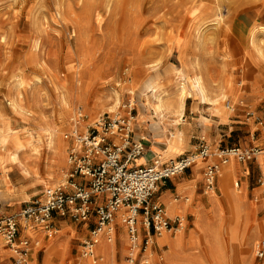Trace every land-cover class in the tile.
Instances as JSON below:
<instances>
[{
  "label": "rangeland",
  "instance_id": "rangeland-1",
  "mask_svg": "<svg viewBox=\"0 0 264 264\" xmlns=\"http://www.w3.org/2000/svg\"><path fill=\"white\" fill-rule=\"evenodd\" d=\"M57 1L59 2L0 0V129L10 128L20 139L22 146L17 150L18 158L28 169L26 175L16 162L9 163L0 159V217L18 215L24 205L35 199H42L47 189L60 186L71 192L74 185H84L85 177L79 174L68 177L71 170L67 154L69 147L74 144V137L84 133L101 115L127 116L130 110L133 116L132 130L136 128L134 121L138 120V115H146L151 122L153 111L140 105L138 96V92L146 90L145 80L149 76L170 89L176 81L177 69L188 61H193L196 53L203 64L204 78L210 77L216 86L225 85L222 89L225 100L221 105L226 101L229 103V109L226 110L231 115L230 120L242 118L241 122L235 124L239 128L232 132L234 140L227 146H239V140L249 141L252 138L254 144L245 147H264V142L258 141L259 134L264 135V130L258 123V120L264 122V58L254 54L248 39L253 26H264V0H217L216 11L220 23L209 26V29L207 27L202 32L198 45L187 37L185 23L194 20L192 18L195 12L198 13L202 5L215 7V0ZM58 3L59 7L56 8ZM54 9L59 11V17ZM243 20L244 27L241 26ZM258 37L264 48V34ZM153 62L157 64L154 71L147 66ZM190 75L191 72L186 75L188 88L182 95L183 104L184 100L186 103L197 102L200 109L213 113L199 101L191 89ZM16 78L24 82L19 91L14 85ZM124 88H132L133 93L125 92ZM62 89L63 92H60ZM113 90L119 96L118 107H115V112L109 113L108 106L113 105L110 94ZM59 93L65 94L68 105L59 103ZM12 97L20 99L23 110L12 107ZM181 111L182 109L177 113L179 125ZM48 124L58 127V140L62 144L61 154L64 157L60 154L53 155L44 145L41 130ZM37 134H41L43 145L39 144L33 152L29 141ZM1 144L4 145L0 137ZM232 181L234 184L237 182L235 191L243 193L244 201L250 204L245 212L250 222L244 223L246 233L240 238L242 242L248 241L245 244L250 250L243 256L240 264H263L264 258L257 257L254 250L258 242L264 239V177L260 174L253 178L249 176L245 186L237 178ZM156 190L157 187L151 196L154 202H157L154 199ZM101 198L102 196L92 197V201L100 202ZM119 211L120 209L113 215L112 231L107 229L110 223L102 227L103 230L106 228L102 242L111 245L112 250L107 253L96 250L93 260L96 261L95 264H164L161 257L168 251V247L155 242L156 236H160L161 232H168L171 238L179 226H183L182 234L186 236L193 227L190 217H184V221L170 219L165 214L169 219L170 229L157 233L152 227L147 229L142 225V216L138 213L137 237L141 244L137 249L129 243L122 222L125 214L120 212L117 222L114 218ZM18 218L15 239L28 241L29 250L24 264H42L47 251H50L49 264H93L86 260L89 254L86 255L84 241L97 226L94 210L90 211L86 220H74L67 213L61 215L53 211L48 230L38 223ZM54 219L65 220L67 230L56 231ZM223 226L228 233L224 222ZM19 228H26L31 237H20ZM240 230L239 223L238 235ZM252 230L259 233L254 247L253 241H250L254 236V233H250ZM146 239L147 243L144 244ZM50 242L53 244L52 249ZM35 243L39 245L32 251L31 247ZM217 244L223 263L226 264L227 260L228 264H237L232 251L225 255L224 249ZM0 250V264H14V255L1 236ZM210 253H205L208 264H216ZM144 259L149 261L143 263ZM169 264L193 263L172 261Z\"/></svg>",
  "mask_w": 264,
  "mask_h": 264
},
{
  "label": "built area",
  "instance_id": "built-area-1",
  "mask_svg": "<svg viewBox=\"0 0 264 264\" xmlns=\"http://www.w3.org/2000/svg\"><path fill=\"white\" fill-rule=\"evenodd\" d=\"M225 105L229 106V103L226 101ZM132 120L130 110L127 116L101 115L84 133L74 137V144L67 154L71 170L68 177L79 174L86 179L84 185H74L71 192L60 186L47 189L42 199L24 205L18 215L0 217V236L13 253L14 264H24L29 250L26 239H15L18 217L38 223L48 230L53 211L61 215L67 213L74 220H86L90 211L94 210L97 226L84 241L87 254L92 253L98 231L111 223L114 213L121 208V214H125L122 222L132 247L138 249L141 244L137 237L138 213L145 228L152 227L157 233L170 229L163 207L151 199L157 184L206 158L210 151L205 144H200L196 151L169 161L154 160L148 165H131L143 150L142 140L133 137ZM258 123L264 130V122L258 120ZM215 155L223 164L232 159L243 162L256 156L264 157V147L231 145L217 148ZM216 170L217 164L213 163L206 165L203 171L204 185L208 190L214 187ZM98 196H102L100 202H93L92 197ZM146 243L147 239L144 241ZM254 251L257 257L264 258V239L258 242Z\"/></svg>",
  "mask_w": 264,
  "mask_h": 264
},
{
  "label": "crops",
  "instance_id": "crops-1",
  "mask_svg": "<svg viewBox=\"0 0 264 264\" xmlns=\"http://www.w3.org/2000/svg\"><path fill=\"white\" fill-rule=\"evenodd\" d=\"M241 22V26L244 27V20ZM212 114L214 113L200 109L197 102L190 101L186 103L184 100L180 118V125L183 130L182 143L178 145H172L169 143L167 138L168 132H166V129L153 128L146 115H138V120L136 121L135 119L134 121V126H136V128L134 127L133 137L142 140L143 150L142 153L132 161V165H148L154 160H158L159 162L169 161L180 155L196 151L200 144H205L210 151L206 158L198 160L195 164L189 166L181 173L168 178L164 182H160L154 194V199L162 205L168 218H178L185 221L184 217H190L193 224V227H191L185 234L186 236L183 235L181 237L182 241L180 240L181 243L179 242L181 247L177 245V247H175L176 249L169 250L167 245L169 254L172 255L174 263L181 262V260L183 262L189 260L190 262L193 261L190 252L194 250L199 251L200 249L197 254H200L203 261L199 264H208L205 258V253L209 251L208 241L215 236L218 239L221 249H224L225 255H227V253L229 254L231 251V240L229 238L230 232H226L222 222L223 217L220 213L227 216L226 214L231 213V203H233L236 208L238 206L237 210L241 213H239V220L237 219L238 223L241 224L239 238H242L246 233L244 223L248 224L250 222L245 213L246 209L250 208V204L244 201L243 193L240 194L235 192L234 189L237 187V182H235L234 186H236L234 187L232 185V180L233 178H237L240 181V184L245 186V184H248L249 176L253 178L255 175L260 174L261 177H264L263 168H261V164L259 165L260 156H256L255 158L244 162H239L234 159L224 164L219 162L215 155V150L219 147L227 146V144H230L231 141L234 140L232 132L239 128L235 124L241 122L242 118L240 120H230V114H227L226 116ZM169 128L170 127H168V129ZM259 136L258 141L264 142V135L260 133ZM250 137H252L251 133ZM253 142L254 140L251 138L249 141L239 140L238 144L241 147H245L254 144ZM260 159L261 163L262 158L260 157ZM213 163L217 164L215 184L212 190H208L204 186L203 171L206 165ZM224 188L227 191V194L223 191ZM218 207H221L220 209L222 211L220 210L219 212ZM122 211L123 209H120V211L116 213L114 217L116 222ZM215 212L217 215L214 214ZM53 226L56 231L61 232L67 230L65 220L54 219ZM250 233H254V236L250 240H254L259 236V233L256 230H252ZM214 234L215 236H213ZM19 236L31 237L26 228H19ZM156 237L155 242L161 238V235ZM169 239L173 240L174 237ZM205 239L208 240L206 241ZM51 243L52 242H50V244ZM52 246L53 244H51V247ZM109 246L103 243L102 246L97 247L96 250L98 252L107 253V251L112 250V246ZM33 248L34 247L32 246V249ZM187 253L190 256L189 258ZM226 264H228L227 260Z\"/></svg>",
  "mask_w": 264,
  "mask_h": 264
},
{
  "label": "bare ground",
  "instance_id": "bare-ground-1",
  "mask_svg": "<svg viewBox=\"0 0 264 264\" xmlns=\"http://www.w3.org/2000/svg\"><path fill=\"white\" fill-rule=\"evenodd\" d=\"M56 2H59L56 0ZM55 2V3H56ZM200 3V2H199ZM212 3V2H211ZM215 7L212 5H208V4H204L202 5V7H200L201 9H199V12H195V16L192 18L194 19L192 20H188L185 24H187V26L185 27V31L186 33L188 32V36L190 38V40L194 42H196V44L198 45V43L201 41L200 38L202 37V32L207 29H209V26H217V24H219V16H218V12L217 7H218V1L215 0ZM201 5V4H198ZM197 6V5H196ZM242 6V5H241ZM40 7V6H39ZM56 8L59 7V3L56 4L55 6ZM54 7V8H55ZM40 10V9H39ZM55 11V9H54ZM62 11V10H61ZM194 11V10H193ZM197 11V8L196 10ZM57 17L60 16L59 11H55ZM212 13V14H211ZM190 19V18H189ZM40 21V20H39ZM33 22V20H32ZM257 26H253L252 29L250 30V36H249V44L251 46V49L253 50L254 54L257 57L260 58H264V48L262 46V40L259 39L258 36L264 34V26L256 24ZM214 28V27H213ZM36 29V28H35ZM209 31V30H207ZM206 31V33H208ZM207 35V34H206ZM207 38V37H206ZM210 39V38H209ZM208 39V40H209ZM229 41V40H228ZM34 42V41H33ZM37 43V42H36ZM186 43V42H185ZM190 43V42H189ZM187 44V43H186ZM232 45V44H231ZM184 46V44H183ZM186 46V45H185ZM31 47V46H30ZM37 48V47H36ZM34 49V48H33ZM198 49V47H197ZM201 49V48H200ZM204 49V48H203ZM31 52V51H30ZM182 52V51H181ZM184 53V52H183ZM182 54H180L181 56ZM184 56V55H183ZM199 56V55H198ZM201 59H198L197 57V53H196V57H194L193 61H188L187 64H183L182 67L179 69H177V71L175 72V76H176V81L173 84V86L170 89H167L166 87H164L163 85L161 86V84H159L158 82H156L154 79H151L149 76L147 77V79L145 80V91H140V93L138 92V96L140 98V105L150 109L153 111V115L151 114V126L153 128H157V127H162L164 129H166V132H168L167 134V138L169 143H171L172 145L176 144H181V140H182V133L183 130L181 129V126L179 125L178 121V115L177 113L182 109L183 107V102H182V95L184 94V92L186 91L187 87V79H186V75L188 74V72H191L192 75H190V87L193 90V92H195L196 97L199 98V101L204 103V105L206 106L207 109L211 110L215 115H220V116H226L228 114V110L229 106H226L225 104L221 105V102L223 100H225V95H224V91L223 89V85L222 86H216L215 82L212 81V79L210 77L208 78H204V71H203V64L200 61ZM158 63V62H157ZM204 63V62H203ZM40 65V64H39ZM156 62L154 63H148L147 66L150 68V70H153L157 67L156 66ZM156 66V67H155ZM205 66V65H204ZM207 66V65H206ZM155 67V68H154ZM206 70V69H204ZM245 70V69H244ZM246 73V72H245ZM248 73V72H247ZM210 74V73H209ZM249 74V73H248ZM249 76V75H247ZM39 79V78H38ZM37 79V80H38ZM157 79V78H156ZM189 79V78H188ZM175 80V79H174ZM16 90L19 88L20 86H22L24 84L23 80L20 78H16V81L14 82ZM29 84V83H28ZM13 85V86H14ZM171 85V84H170ZM169 85V86H170ZM30 86V85H29ZM56 86V85H55ZM168 86V87H169ZM57 89V88H56ZM111 89V88H110ZM123 89V88H122ZM59 90V89H57ZM125 92L127 93H133V89L132 88H124ZM63 92V89L62 91ZM19 93V92H18ZM137 93V92H136ZM187 93V92H186ZM113 97V99L111 97H108V99H112L113 100V105H109L108 106V111L110 112H115L117 108V102H118V93L113 90L112 93H110ZM19 95V94H18ZM186 95V94H185ZM20 98V96H18ZM58 101L61 105H68L67 104V100L68 98H66L64 93H59L58 94ZM13 99V97H12ZM12 101V107H16L17 109H21L23 110L21 103H20V99H18L17 97H14ZM72 101V100H70ZM110 101V100H109ZM70 104V102H69ZM30 105V104H29ZM11 107V108H12ZM14 109V108H13ZM76 110V109H75ZM107 110V108H106ZM17 112V110H16ZM19 112V110H18ZM24 112V111H23ZM79 113V112H78ZM212 114V115H214ZM24 115V114H23ZM30 115V114H29ZM115 115V114H114ZM78 116V115H77ZM43 118V117H42ZM45 118V117H44ZM46 119V118H45ZM78 119V118H77ZM48 120V119H46ZM70 120V119H69ZM52 121V120H51ZM75 121V120H74ZM72 122V121H71ZM81 122V121H80ZM36 123V122H35ZM73 123V122H72ZM41 124V123H40ZM47 124V123H46ZM52 124V123H51ZM77 124V123H76ZM42 126V125H41ZM72 126V125H71ZM78 126V125H77ZM43 127V126H42ZM168 127H170L168 129ZM75 128V127H74ZM10 128L7 127H3L0 129V137H1V141L3 142L4 145H0V149L2 148V154H0V159H3L4 161H7L9 163L11 162H16L17 165L21 166L22 172L25 173L26 175L28 174V169L25 166V163L23 164L21 161H19L18 158V153L17 150L20 146H22V142L20 141V139L14 134V131L11 132L9 130ZM77 129V128H76ZM41 134H43L44 136V145L45 147L48 149V151H50L53 155L60 154L61 157L62 156V144L60 143V141L58 140V135H59V130L57 126H51L48 124L47 127L43 128L41 130ZM74 131V130H73ZM41 134H37L36 137H33L32 141H29V145L33 150H36L37 146L40 144L41 146L43 144H41ZM167 140V139H166ZM29 147V146H28ZM178 147V146H177ZM24 151V150H23ZM34 152V151H33ZM32 153V152H31ZM36 153V152H35ZM37 154V153H36ZM262 161L260 163V157H259V165L261 166V168H263L264 171V157H261ZM1 162V161H0ZM14 165V164H13ZM11 166V165H10ZM5 167V166H4ZM16 168V167H15ZM260 169V168H259ZM262 171V172H263ZM7 178V177H6ZM234 179V178H233ZM3 181V180H2ZM44 183V182H43ZM224 183V182H223ZM221 184V183H220ZM232 184L233 181H232ZM234 186V185H233ZM236 186V185H235ZM234 188V187H233ZM235 190V189H234ZM233 190V191H234ZM226 194L227 191L223 190ZM222 191V192H223ZM236 192V191H235ZM234 192V193H235ZM238 193V192H237ZM229 194V193H228ZM214 197V195H213ZM227 197V196H226ZM232 200V199H231ZM238 200V199H237ZM218 203V201H217ZM216 203V204H217ZM219 204V203H218ZM217 204V205H218ZM219 208V212H220V208ZM231 213L226 214L227 216H224L220 213V215L223 217L222 222H224V224L227 226V230L228 232H230V246H231V251H232V257L234 258V262L237 264H240L243 256L246 254V252H248L250 249L246 247L245 242L246 241H241L238 235V231H237V227H238V220L240 218L239 213L240 211H238V206L237 208L235 207V205L233 203H231ZM263 208H264V202H263ZM222 211V210H221ZM215 215L216 212L214 213ZM241 214V213H240ZM219 218V217H218ZM238 219V220H237ZM200 220V219H199ZM182 224V222H181ZM197 224V223H196ZM112 225L113 224H109L107 226L108 230L112 231ZM196 226V225H195ZM197 227V226H196ZM204 228L206 229V227L204 226ZM106 229V228H105ZM100 229L97 233L96 236V242L93 244L92 246V254H89L86 257L87 262H92L93 264H95L96 261L94 260V256H96V249L99 246H102L103 242H102V236L104 235L103 231L106 230ZM201 229V228H200ZM204 229V230H205ZM212 229V228H211ZM210 229V230H211ZM182 226H179L178 228H176L175 230V235L173 236L174 239L170 240L168 232H161V238H159L157 241L159 244H166L169 247V250L173 249L175 247H177V245H179L181 242V237H182ZM207 231V230H206ZM212 232V231H211ZM204 233V232H203ZM213 233V232H212ZM215 233V232H214ZM209 236V235H208ZM215 236V234L213 235ZM157 238V237H156ZM203 238V237H202ZM207 238H211V237H207ZM204 240V239H203ZM206 241L208 239H205ZM253 240V239H252ZM182 241V240H181ZM251 241V240H250ZM180 242V243H179ZM209 242V252L210 255H212L213 260L216 262V264H224L223 261L221 260L220 257V253L218 250V239L217 237H213L211 240L208 241ZM248 242V241H247ZM256 238L253 240V247L256 244ZM157 243V244H158ZM204 243V242H203ZM198 244V242H197ZM38 246V243H35L34 245H32L34 248L35 246ZM252 245V243H251ZM181 247V245H179ZM196 246V245H195ZM32 248V247H31ZM34 248L32 249V251L34 250ZM135 248V247H134ZM198 248V247H197ZM52 249V247H51ZM103 249V248H102ZM176 249V248H175ZM148 250V249H147ZM146 250V251H147ZM179 250V249H178ZM136 251V250H135ZM172 252V251H171ZM170 252V253H171ZM197 252L199 251H192L190 252V256L193 259V261H191L193 264H199L200 262L202 263L203 259L200 257V254L198 255ZM150 253V252H149ZM133 253H131L132 255ZM178 254V253H177ZM49 255H50V251H47L44 255L43 258V262L42 264H49ZM85 255V254H84ZM87 255V253H86ZM134 255V254H133ZM147 255V254H146ZM150 255V254H149ZM148 255V256H149ZM162 255V254H161ZM188 255V253H187ZM31 256V255H30ZM34 256V255H33ZM32 256V257H33ZM176 256V255H175ZM188 255V258L190 257ZM134 256H132L133 258ZM146 257V256H145ZM101 258V257H100ZM161 260L164 264H169L172 263L173 259H172V255L169 254V251H165L164 255L161 257ZM133 261V260H130ZM129 261V262H130ZM148 259H144L143 263L148 262ZM182 261V260H181ZM190 261V260H189ZM86 262V263H87ZM33 263V262H32ZM104 263V262H103ZM99 264V263H98ZM102 264V263H101ZM264 264V263H263Z\"/></svg>",
  "mask_w": 264,
  "mask_h": 264
}]
</instances>
